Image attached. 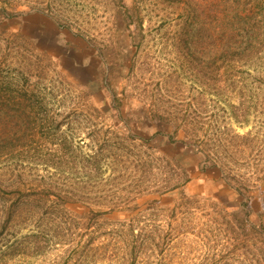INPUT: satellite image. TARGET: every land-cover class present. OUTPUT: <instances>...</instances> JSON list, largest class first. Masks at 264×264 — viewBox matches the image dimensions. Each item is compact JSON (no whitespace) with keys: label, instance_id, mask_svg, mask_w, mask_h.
Masks as SVG:
<instances>
[{"label":"rangeland","instance_id":"rangeland-1","mask_svg":"<svg viewBox=\"0 0 264 264\" xmlns=\"http://www.w3.org/2000/svg\"><path fill=\"white\" fill-rule=\"evenodd\" d=\"M199 1L0 0V264H264V0Z\"/></svg>","mask_w":264,"mask_h":264},{"label":"trees","instance_id":"trees-1","mask_svg":"<svg viewBox=\"0 0 264 264\" xmlns=\"http://www.w3.org/2000/svg\"><path fill=\"white\" fill-rule=\"evenodd\" d=\"M119 1V10L123 12V15L126 17V20H130L134 14L131 13L132 9L128 8L127 6H125V4L123 3V0H118ZM223 1L224 0H201L198 3H195V5L190 7V10L192 9V11H194L195 13H201L202 15L207 16L208 14H213V13H218L221 12L220 7L223 5ZM182 2V0H181ZM191 3H193L192 1H190ZM191 3L187 2V5H190ZM131 22L128 23V25H130ZM142 27V25H141ZM170 115V114H169ZM242 116V115H241ZM245 116V115H244ZM158 120L161 122H171L173 124H175V121L179 122V125L175 124V134H166L162 131H159L158 136H163V139L168 138L169 141L168 143L172 144V145H179L182 146L184 148H189L190 150H192L193 152H195L197 155L200 154L203 156L204 158V167H203V171L206 172L207 169L209 168H214V169H219L220 173H233L230 169L228 168L227 170L225 169V166L222 164L224 162L223 159H221L217 154H214L213 152H215L217 150V152H219L218 150H220V146H215V150L212 152L211 149V145L209 144V142H207L203 137H201L198 133L197 128H193L190 127L189 125H187L188 123H184V122H188L189 117H187L186 115H182V113H178L176 114V116L173 117V115L171 116H167V115H158ZM243 117H240L239 113H235V120L237 121H241L240 119ZM246 121H241V123H245ZM183 131L184 135H185V139L183 140H178L176 137L179 135V133ZM227 132L223 133V135H226L228 137V141L227 143L230 144V146H234V143L236 142V140H243L246 141L248 138H250L252 136V132L249 133L248 135H240L238 134L235 130H231V129H227ZM139 140H141L144 143V146L149 147L150 149H153V147L151 146L150 142L142 139V138H137ZM230 140V141H229ZM164 141V140H162ZM233 149H235L233 147ZM213 155V157H212ZM167 160V159H166ZM157 161L163 163L165 161V157H159L157 158ZM114 170L115 171H119L122 168H125L124 165H121V162L116 163L114 162ZM94 170L97 171V173H100L101 171V166L99 167L98 163L97 166L94 167ZM225 182L227 183V185H229V187H231L232 189L235 190V192L240 196L243 197V199H245L246 201H248V199L250 197H248L249 195L247 193H243L244 191H242L241 187L244 185L243 181L240 178H237L236 176H225L224 177ZM184 183H189L190 182V177H186L184 179ZM248 205H245V210L248 209L247 207ZM248 211V210H247ZM98 215H101L103 213L98 212ZM248 214V213H247ZM245 222V220L243 221ZM263 232H259L258 234L261 235Z\"/></svg>","mask_w":264,"mask_h":264}]
</instances>
